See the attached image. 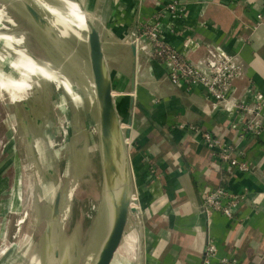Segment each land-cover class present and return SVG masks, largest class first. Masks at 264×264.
<instances>
[{"label": "crops", "instance_id": "obj_1", "mask_svg": "<svg viewBox=\"0 0 264 264\" xmlns=\"http://www.w3.org/2000/svg\"><path fill=\"white\" fill-rule=\"evenodd\" d=\"M172 1L161 0L162 7L158 8L157 0H144V5L141 0H96L105 27L100 30L105 59L108 24L113 22L114 31L125 33L140 23H153L154 16ZM178 1L186 7V16L165 13L161 19L168 42L203 69L208 50L222 47L235 57L243 72L230 98L236 103L255 104L256 94L264 96V0ZM190 41L197 46L187 47ZM129 49L131 56L123 66H131L130 88L121 92L130 97L124 117L131 130L128 136L137 141L138 163H134L144 169L137 175L141 186L138 198H133V207H140L143 223H131L133 214L138 217L131 214L112 264L122 251L132 252L131 244L126 243L129 229L138 239V264H206L204 252L210 241L219 248L210 264H221L229 254L236 256L231 248L236 245L244 259L241 264H264V119L259 136L240 139V131L230 129V125L242 124L241 111H213L212 100L201 89L187 91L173 86L156 61L149 64L136 56L131 46ZM125 75H118L120 83ZM116 110L121 126L122 112L117 106ZM189 126L238 144L241 159L248 161L253 171L221 172L217 152L209 149L202 135L191 132ZM152 169L154 176L148 177ZM206 186L246 196L233 220L220 214L208 217L202 211L201 191ZM49 190L50 195L52 187Z\"/></svg>", "mask_w": 264, "mask_h": 264}, {"label": "rangeland", "instance_id": "obj_2", "mask_svg": "<svg viewBox=\"0 0 264 264\" xmlns=\"http://www.w3.org/2000/svg\"><path fill=\"white\" fill-rule=\"evenodd\" d=\"M29 1L45 13L55 10L51 6H43L38 0ZM76 1L88 12L90 21L98 29L105 30L99 18V3L96 0ZM141 1L144 5V0ZM62 2H67L66 8L70 7L71 0ZM160 2L157 0L156 3ZM54 12L61 20L65 18L64 22L69 21L75 26L66 17L64 7ZM0 13V61L7 51L6 43L10 42L11 52L18 49L33 55L40 66L52 73L50 78L46 73L40 74L43 91H30L18 102L11 101L9 95L0 90V264H38L34 255L42 252V264H89L94 260L104 235L98 220L106 204V180L100 111L90 83L92 74L88 45L78 41L72 43L76 51L72 54L51 35L44 33L31 14L20 10L10 0H0ZM76 27L85 38L81 24L77 23ZM107 27L108 33L104 36L107 70L115 87V105L123 116L120 147L134 198L141 188L137 175L142 174L144 169L134 163H138V154H135L137 141L126 134L129 126L125 122L130 97L121 92L130 88L131 66L130 63L123 64L131 56L129 40L133 30L127 28L125 33H119L114 31L113 22ZM3 64L8 66V63ZM123 72L126 77L120 83L118 75ZM42 150H46L48 156L42 155ZM150 171L148 177L154 176L153 169ZM47 183L54 184L55 188L51 190L53 197L49 195ZM148 184L144 185L147 191L150 188ZM69 191L72 195L67 203ZM59 194L61 199L56 206ZM35 202L40 210L39 216ZM137 218L133 214L131 223L140 225ZM132 230L129 229L126 237L132 252L119 253L115 264H138V239ZM50 239L54 247L47 250L46 244ZM104 243L105 240L102 246ZM56 252H59L58 259Z\"/></svg>", "mask_w": 264, "mask_h": 264}, {"label": "built area", "instance_id": "obj_3", "mask_svg": "<svg viewBox=\"0 0 264 264\" xmlns=\"http://www.w3.org/2000/svg\"><path fill=\"white\" fill-rule=\"evenodd\" d=\"M158 8L162 7L161 3ZM186 7L178 0L172 1L157 13L153 23H140L135 30L133 38L137 49L141 51L148 62L156 61L164 70L170 83L182 90L194 91L201 89L206 96L212 100V110L233 114L241 111L242 124H231L230 129L240 131V139L244 140L247 136H259L262 132L264 119V96L256 94V103H236L230 98V92L236 81L242 78V67L238 64L235 57L230 56L220 46H215L208 50L207 59L204 63L205 68H201L190 61L186 55L179 52L171 45L162 28L161 19L165 13L172 16H186ZM261 18V17H260ZM194 45L188 42L187 47ZM239 126H243L239 128ZM261 126V127H260ZM184 128V127H183ZM191 132L202 135L205 145L217 152L219 158L218 168L221 172L237 171L239 173H251V164L241 159L239 145L228 142L220 136L204 131L197 126H189ZM204 201V212L208 217L213 214L233 220L241 205L246 202V196L235 194L228 189H213L206 186L202 189ZM218 246L210 241L205 248L206 264L217 256ZM221 264H241L234 254H229L221 260Z\"/></svg>", "mask_w": 264, "mask_h": 264}, {"label": "water", "instance_id": "obj_4", "mask_svg": "<svg viewBox=\"0 0 264 264\" xmlns=\"http://www.w3.org/2000/svg\"><path fill=\"white\" fill-rule=\"evenodd\" d=\"M24 11L31 14L38 27L50 36L46 29L45 21L40 18L33 8L25 6ZM87 24L90 29L88 39L92 82L95 86V94L100 111L101 140L105 163L106 209L107 216L110 219V232L94 264H112L121 245L131 214L135 213L138 215L141 226L142 220L139 210L132 206L133 198L130 192V178L128 177L127 169H124V161L122 159L120 147V142L122 140L121 126L117 116L113 85L107 70V62L103 52L101 31L90 21V19ZM135 30L136 27L133 29L129 44L136 56L138 55L146 58L145 55L137 49L133 38ZM129 125L131 126V123ZM130 132L131 130L128 128L127 135H130ZM60 199L61 194L57 196L55 202L56 206ZM202 209L204 212L203 206ZM46 245L47 250L48 247L49 249L54 247L53 240L50 239ZM55 256L58 259L59 252H56ZM57 264H68V262H60Z\"/></svg>", "mask_w": 264, "mask_h": 264}, {"label": "bare ground", "instance_id": "obj_5", "mask_svg": "<svg viewBox=\"0 0 264 264\" xmlns=\"http://www.w3.org/2000/svg\"><path fill=\"white\" fill-rule=\"evenodd\" d=\"M39 3H41L43 6H51L52 9L55 10H50L48 13H45L43 10H41V7L36 6L33 4V1L29 0H10L11 4L17 5V7L20 10H24L25 6L31 7L35 10L36 13L40 16L42 20L45 21L46 23V29L48 33L51 35V37L57 41L58 44H61L65 49L69 50L72 54H76V51L74 50L73 44L76 43V41L81 42L84 45H88L89 49V34H90V29L87 24L88 20L90 19L88 12L75 0H71L70 2V7L66 8V3L62 2V0H38ZM64 7L65 15L66 17L71 20L72 22L75 23V26L73 23L67 21L64 22V19L61 20L58 16H56L54 11H59V9H62ZM59 18V19H58ZM0 21H1V13H0ZM66 23V24H65ZM79 23L82 26V30L85 33V38L82 37L80 31L77 29L76 24ZM64 32V33H63ZM82 38L83 41L80 39ZM3 39V38H1ZM85 39V40H84ZM72 40V42H71ZM5 43V42H4ZM10 43V42H9ZM8 42L6 43L7 46V51H9V54L7 51H5V56L2 55L1 61H0V90L3 93H6L9 95L11 101L13 102H18L23 100L26 95L30 91H43V82L41 80L40 74H47V77H51L52 73H49L46 69H44L42 66H40L33 57V55L26 53L21 50H14V52H11L10 50L12 49L9 45ZM6 46V45H4ZM15 47V46H14ZM6 48V47H5ZM15 49V48H14ZM4 50V49H3ZM13 50V49H12ZM39 52V51H38ZM38 54V53H37ZM62 57V56H61ZM68 57V56H67ZM66 57V58H67ZM65 58V59H66ZM78 58V57H77ZM90 58V54H89ZM84 59V58H83ZM74 61V60H73ZM72 61V62H73ZM81 61V60H80ZM78 61V62H80ZM4 63H8V66H5ZM77 62V61H76ZM83 63V62H82ZM65 64V63H64ZM80 64V63H79ZM84 65V64H83ZM90 65V64H89ZM82 66V65H81ZM84 68V67H83ZM80 68H78L79 70ZM90 69V68H89ZM63 70V69H62ZM56 71V70H55ZM59 71V70H58ZM57 72V71H56ZM77 72V71H76ZM70 73V72H69ZM55 74V73H54ZM72 74V73H71ZM56 75V74H55ZM62 75V74H61ZM74 75V74H72ZM71 75V76H72ZM80 75V74H79ZM57 76V75H56ZM75 76V75H74ZM65 77V76H64ZM73 77V76H72ZM80 77V76H79ZM48 79V78H47ZM83 79V78H82ZM73 80V78H72ZM71 80V81H72ZM88 80V79H87ZM74 81V80H73ZM77 82V81H76ZM75 83V82H74ZM92 85V88L95 92V86L93 82H90ZM74 85V84H73ZM85 85V84H84ZM83 86V85H82ZM86 86V85H85ZM54 88V87H53ZM84 88V87H83ZM57 89V88H56ZM86 89V88H85ZM84 89V90H85ZM70 90V88H69ZM74 94V91H72ZM71 92V93H72ZM87 95H89L87 93ZM75 97L79 99V96L75 94ZM75 98V99H76ZM91 98V97H90ZM89 99V98H88ZM24 102V101H23ZM8 103V102H7ZM44 114V113H43ZM97 128V126H96ZM99 131V130H98ZM45 141V140H44ZM51 142V141H50ZM41 143V142H40ZM43 143V142H42ZM48 144V143H47ZM43 145V144H42ZM45 146V145H44ZM49 148V147H48ZM52 149V147H51ZM46 150H42V155L48 154L46 153ZM88 152V151H87ZM55 154V152H54ZM53 154V155H54ZM39 157V156H38ZM40 159V158H39ZM33 162V161H32ZM49 163V162H47ZM46 163V164H47ZM31 165V164H29ZM32 167V166H29ZM52 168V167H51ZM48 169V168H47ZM39 171V170H38ZM39 175V174H38ZM52 178V177H51ZM53 179V178H52ZM40 180V179H39ZM44 180V179H43ZM23 181V180H22ZM37 181V180H36ZM33 182V181H32ZM39 183V181H38ZM54 183V182H52ZM52 183H47L46 188L52 187L54 190V184ZM41 185V184H40ZM44 185V184H43ZM57 185V184H56ZM36 190V189H35ZM34 190V191H35ZM37 190H39L37 188ZM48 191V190H47ZM38 192V191H37ZM69 197L67 198V203L69 200H71V195L72 192H68ZM36 194V193H35ZM52 194V193H51ZM55 194V193H54ZM37 197V196H36ZM53 197V194H52ZM27 199V198H26ZM55 199V198H54ZM54 202V201H53ZM25 204V203H23ZM134 204V201L132 203V206ZM136 209H140L138 205H136ZM107 205L104 204L103 210H102V215L101 218H99V226L101 228L102 233L104 234L102 239L100 240V243L97 248V252L95 254L94 260L92 262H89V264H94L96 262V258L100 252V247H102V243L106 238L108 237V234L110 232V219L107 216ZM40 219V218H39ZM41 220V219H40ZM63 220V219H62ZM28 224V223H27ZM26 226V225H25ZM33 228V227H32ZM34 230V229H33ZM33 232V231H32ZM33 235V234H32ZM31 237V236H30ZM26 241V240H25ZM24 242V241H23ZM23 244V243H22ZM30 245V243H29ZM24 246V244H23ZM20 246V247H23ZM29 248V247H28ZM22 249V248H21ZM20 249V250H21ZM27 251V249L25 250ZM22 252V251H21ZM36 253V252H35ZM43 253V252H42ZM35 254L34 260L37 261L38 264H42L43 262V254ZM42 254V256H41ZM25 261V260H24ZM23 261V262H24ZM20 263V262H19ZM44 264V263H43Z\"/></svg>", "mask_w": 264, "mask_h": 264}, {"label": "trees", "instance_id": "obj_6", "mask_svg": "<svg viewBox=\"0 0 264 264\" xmlns=\"http://www.w3.org/2000/svg\"><path fill=\"white\" fill-rule=\"evenodd\" d=\"M226 244L228 245V244H230V243L227 241ZM231 248H233V250H236L235 252H236V257H237V259H238L239 261L241 260V262L243 263L244 259H243V257L239 254V252H240L239 245H238V246L236 245V248H234V246L231 247ZM231 248H229V249H231ZM231 250H232V249H231Z\"/></svg>", "mask_w": 264, "mask_h": 264}]
</instances>
